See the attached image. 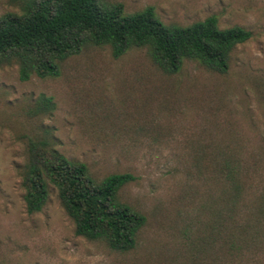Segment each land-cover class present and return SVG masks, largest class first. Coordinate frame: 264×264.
Instances as JSON below:
<instances>
[{
    "label": "rangeland",
    "instance_id": "374dc122",
    "mask_svg": "<svg viewBox=\"0 0 264 264\" xmlns=\"http://www.w3.org/2000/svg\"><path fill=\"white\" fill-rule=\"evenodd\" d=\"M25 1L0 0V15ZM106 1L128 14L151 6L164 24L215 16L220 29L240 26L250 38L225 74L187 61L167 75L142 49L115 59L107 47L66 59L55 78L21 81L17 66H0V264H190L221 188L213 157L233 151L264 186V0ZM43 97L52 107L39 113ZM41 136L96 180L131 175L119 200L146 218L132 251L77 236L51 185L43 208L27 212L26 144ZM250 264H264V247Z\"/></svg>",
    "mask_w": 264,
    "mask_h": 264
},
{
    "label": "trees",
    "instance_id": "16d2710c",
    "mask_svg": "<svg viewBox=\"0 0 264 264\" xmlns=\"http://www.w3.org/2000/svg\"><path fill=\"white\" fill-rule=\"evenodd\" d=\"M250 38L243 27L220 29L210 16L187 26L164 24L153 7L131 14L106 0H26L20 12L0 15V66L15 65L21 81L59 76L61 64L88 47H107L118 59L142 49L162 73H178L184 63L225 74L234 48ZM52 99H40L37 112L51 110ZM213 157L220 191L209 209L206 235L195 245L190 264H250L264 247V186L257 190L250 165L229 151ZM210 165V164H209ZM129 174L96 180L86 164L61 155L48 137L29 138L22 174L27 212L40 211L48 187L57 191L74 232L104 243L118 253L132 251L145 216L119 200Z\"/></svg>",
    "mask_w": 264,
    "mask_h": 264
}]
</instances>
